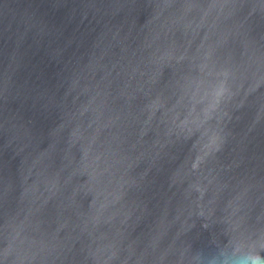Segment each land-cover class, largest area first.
<instances>
[{"label": "water", "instance_id": "water-1", "mask_svg": "<svg viewBox=\"0 0 264 264\" xmlns=\"http://www.w3.org/2000/svg\"><path fill=\"white\" fill-rule=\"evenodd\" d=\"M264 255V0H0V264Z\"/></svg>", "mask_w": 264, "mask_h": 264}, {"label": "clouds", "instance_id": "clouds-1", "mask_svg": "<svg viewBox=\"0 0 264 264\" xmlns=\"http://www.w3.org/2000/svg\"><path fill=\"white\" fill-rule=\"evenodd\" d=\"M229 243L232 244L230 241ZM232 248L235 258L231 264H264V255L254 254L250 249L237 244H232ZM225 264L229 262L226 261Z\"/></svg>", "mask_w": 264, "mask_h": 264}]
</instances>
